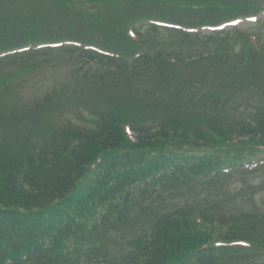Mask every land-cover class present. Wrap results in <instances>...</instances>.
<instances>
[{
  "label": "trees",
  "instance_id": "1",
  "mask_svg": "<svg viewBox=\"0 0 264 264\" xmlns=\"http://www.w3.org/2000/svg\"><path fill=\"white\" fill-rule=\"evenodd\" d=\"M75 2L51 0L30 23L19 15L0 24V67L78 55L112 78L95 95L101 103L92 101L103 107L89 126L58 122L49 96L0 101V264H264V214L229 202L233 183L264 175V106L251 96L241 112L195 88L223 79L264 95V40L219 30L259 16L264 4L77 0L82 11ZM152 3L170 4L167 21L180 28L135 30ZM57 4L93 40L52 28L56 19L45 13L57 16ZM164 31L167 43L149 38ZM68 40L94 51L17 53Z\"/></svg>",
  "mask_w": 264,
  "mask_h": 264
},
{
  "label": "rangeland",
  "instance_id": "2",
  "mask_svg": "<svg viewBox=\"0 0 264 264\" xmlns=\"http://www.w3.org/2000/svg\"><path fill=\"white\" fill-rule=\"evenodd\" d=\"M133 5H142L143 0H132ZM151 2L155 0H145ZM249 1V0H247ZM51 0H33V3L29 4L27 0H0V24L11 23L15 21L19 15L26 22L28 17L36 13L39 8V4L43 6L45 3H50ZM252 4H264V0H251ZM75 9L87 11V9L79 6L76 2L71 4ZM58 12L57 16L53 12H46L45 15L56 20H52V28H59L62 25V30L71 28L73 33L84 35L85 42H90L92 39L93 32L89 30H78V22L74 15L75 13L69 12L64 6L56 5ZM152 15L157 17H167L170 4L158 6L155 3L150 5ZM78 17H81V11L78 12ZM99 15L104 17L105 26H109L112 19L110 20L105 14L104 10L99 11ZM264 21V17H262ZM248 24L243 22L239 28L244 32H255L261 36L264 40V22L256 25ZM54 32H59V29H53ZM47 31V29H45ZM68 32V31H67ZM71 32L65 33L64 37H77ZM36 34V33H33ZM45 34V33H43ZM41 35L36 36L40 38ZM150 39L156 42H169L170 38L167 32H157L149 35ZM62 56H47L37 57L30 60L27 63H21L15 67L2 66L0 67V101L4 98H10L13 94L16 99H25L30 102L42 101L46 96H49V102L52 108H56L59 112L58 122L60 121H72L76 125H83L86 123L89 126L88 120H95L94 109L102 108L92 101H97L96 94L98 90L108 82H112V78L109 75L103 73L91 62L82 60L75 55L74 60L68 58L62 59ZM223 79H220V81ZM207 87L201 86L199 83L196 85V92H206V95L212 96V93L216 92V99L219 100V105L222 106L226 99H229V107H239L240 111H246L247 107L252 108L253 104L256 106H264V95H260L252 92H243V86L236 90L226 88V81H221ZM108 87L110 83H108ZM219 85V86H218ZM222 85V86H221ZM96 88L95 90H92ZM204 88V91L201 89ZM100 93V92H99ZM233 96V97H231ZM238 96V97H235ZM251 96H257V99L252 100L253 104L246 101ZM99 104L101 103L98 99ZM63 106L65 108H63ZM46 115L49 117V111H46ZM64 116L66 117L65 119ZM264 176H255L251 179L237 180L231 186L229 200L231 204H240L242 207L246 200L245 207H249L251 210L256 212H264ZM259 189V190H258ZM257 191V194L252 195L253 191ZM235 194V196H234ZM237 208V207H236Z\"/></svg>",
  "mask_w": 264,
  "mask_h": 264
}]
</instances>
